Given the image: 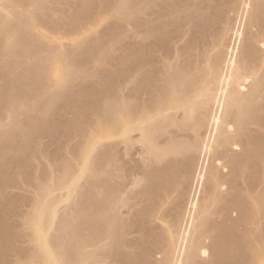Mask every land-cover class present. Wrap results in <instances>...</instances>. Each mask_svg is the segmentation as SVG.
I'll use <instances>...</instances> for the list:
<instances>
[{"label": "bare ground", "instance_id": "6f19581e", "mask_svg": "<svg viewBox=\"0 0 264 264\" xmlns=\"http://www.w3.org/2000/svg\"><path fill=\"white\" fill-rule=\"evenodd\" d=\"M0 264H264V0H0Z\"/></svg>", "mask_w": 264, "mask_h": 264}, {"label": "rangeland", "instance_id": "374dc122", "mask_svg": "<svg viewBox=\"0 0 264 264\" xmlns=\"http://www.w3.org/2000/svg\"><path fill=\"white\" fill-rule=\"evenodd\" d=\"M1 9L4 11V9L1 7ZM64 41H66V40H64Z\"/></svg>", "mask_w": 264, "mask_h": 264}]
</instances>
